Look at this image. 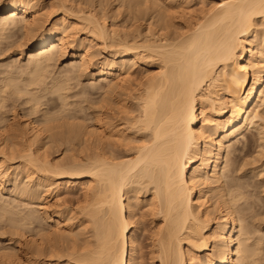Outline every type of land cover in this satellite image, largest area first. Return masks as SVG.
<instances>
[{"label": "bare ground", "instance_id": "1", "mask_svg": "<svg viewBox=\"0 0 264 264\" xmlns=\"http://www.w3.org/2000/svg\"><path fill=\"white\" fill-rule=\"evenodd\" d=\"M51 259L264 264V0H0V264Z\"/></svg>", "mask_w": 264, "mask_h": 264}, {"label": "rangeland", "instance_id": "2", "mask_svg": "<svg viewBox=\"0 0 264 264\" xmlns=\"http://www.w3.org/2000/svg\"><path fill=\"white\" fill-rule=\"evenodd\" d=\"M138 65V66H137ZM136 65V67H134V76L135 77H138L137 79H140L143 75H145V70L143 69L142 70V68H141V66H139V64H137ZM140 67V68H139ZM140 69V70H139ZM141 72H143V74L141 75ZM133 76V77H134ZM141 76V77H140ZM140 77V78H139ZM71 186V187H70ZM70 186H68L69 188H67V186L65 187V189L63 188V189H61L60 190V193L62 194H60V197L61 198H63V199H65L64 200V202L67 204V206H69L70 205V207L73 209V211H76V206H78L79 205V203L81 202L80 201V194H81V192H80V188L78 187V186H76V184H72V185H70ZM76 186V187H75ZM80 193V194H79ZM64 194V195H63ZM79 197H78V196ZM54 196V194L52 195V197ZM75 196V197H74ZM78 204V205H77ZM72 205V206H71ZM76 207V208H75ZM143 208L142 207H140V206H138V208H136V212H137V218H138V220H139V218H140V220L139 221H142L141 223L140 222H138V224L139 225H137V227H138V230H137V233H138V236H139V240H140V242H141V245H142V247L144 246V250H143V252L144 253H147V252H149V249H150V236H151V230H152V227L153 226H151L150 224L152 223V216L151 215H147V217L145 216V214H146V210H144V212H143V210H142ZM141 214H144V215H141ZM143 216V218H141ZM142 219V220H141ZM145 220V221H144ZM149 220V221H148ZM73 221H75V219L73 220ZM77 221V220H76ZM71 223H73V227H74V229L76 228V224H77V222L74 224V222H71ZM149 223V224H148ZM145 225V226H144ZM153 225V224H152ZM139 226H141V227H139ZM140 228H141V230H140ZM145 229V230H144ZM147 229V230H146ZM76 230H77V228H76ZM149 235V236H148ZM148 243V244H147ZM147 250V251H146ZM146 255V261L148 262L149 260V258H148V255L147 254H145ZM50 264H53V263H55V260L54 259H51V260H49L48 261ZM49 263H47V264H49ZM68 264L66 261L65 262H62L61 264Z\"/></svg>", "mask_w": 264, "mask_h": 264}]
</instances>
